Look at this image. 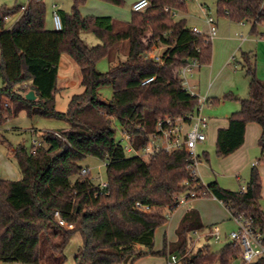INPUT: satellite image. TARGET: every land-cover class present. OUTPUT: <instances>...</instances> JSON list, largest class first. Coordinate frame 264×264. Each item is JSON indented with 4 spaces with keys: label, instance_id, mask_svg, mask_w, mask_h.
<instances>
[{
    "label": "trees",
    "instance_id": "16d2710c",
    "mask_svg": "<svg viewBox=\"0 0 264 264\" xmlns=\"http://www.w3.org/2000/svg\"><path fill=\"white\" fill-rule=\"evenodd\" d=\"M87 1L72 0L71 13L59 11V31L47 29L43 0H28L25 12L23 7L0 8V127L21 112L29 117L56 116L70 124L68 131L43 133L30 151L22 144L12 147L22 177L0 180V262L66 264V249L78 233L82 245L76 264H134L148 255L168 259L174 254L183 256L181 264H232L242 251L230 240L220 252L210 246L191 249L194 233L209 230L194 208L180 220L177 240L170 242L165 237L159 252L154 251L156 231L168 223L164 211L174 212L182 194L195 192L198 197L211 195L232 217L251 219L264 233L258 167L252 168L245 190L235 192L217 182L206 186L195 179L188 170L190 156L184 150L159 152L145 160L129 157L125 144L117 138L120 128L132 136L134 148L141 150L158 121L197 111L199 97L183 89L179 71L190 60L210 65L212 42L193 33L186 20L176 21L165 13V7L187 10L181 0H149L151 7L133 12L127 23L112 17L82 16L80 7ZM100 1L125 5V0ZM19 11L20 18L7 29L6 19ZM217 14L235 23L252 22V31L257 33L258 27L264 26V0H218ZM82 33L95 34L101 44L89 46ZM125 42L129 46L126 61L106 73L99 72L98 63ZM161 44L168 47L163 65L149 57ZM64 55L79 67L84 92L73 96L67 113L61 114L55 110V95L60 91ZM242 58L249 94L245 99L226 96L239 101L241 108L228 118V127L219 129L216 153L220 158L235 153L244 144L247 125L256 123L262 129L258 164H264V81L257 73L256 55L242 53ZM152 77L156 80L143 85ZM107 86L113 91L110 100L100 94ZM30 91L36 100L26 99ZM88 157L107 161L106 190L98 189L92 173L80 174ZM200 158L208 160L207 153ZM138 203L150 207L151 212L138 208ZM56 212L70 228L58 223ZM253 264H264V257Z\"/></svg>",
    "mask_w": 264,
    "mask_h": 264
},
{
    "label": "rangeland",
    "instance_id": "374dc122",
    "mask_svg": "<svg viewBox=\"0 0 264 264\" xmlns=\"http://www.w3.org/2000/svg\"><path fill=\"white\" fill-rule=\"evenodd\" d=\"M134 0H125L124 6H115L100 0H88L85 5L80 7L82 16H97V17H112L114 20L120 23L130 22L132 19V5ZM187 3V10L177 11V16L174 17L176 21L186 20L189 27L197 26L201 30L206 31L207 25L205 23V17L202 14L201 7L210 8V14L217 20H224V17H220L217 14V0H185ZM47 7V29H54L53 22V6L57 5L59 10L72 12L73 3L72 0H44ZM28 0H0V8L13 9L15 7L27 6ZM21 11L10 15L5 22L7 29H11L21 16ZM147 36H151L148 33ZM82 39L89 46H97L101 44V41L93 33H82ZM128 43H122L116 53L111 57L101 60L97 69L101 73H106L114 65L124 62L127 59ZM167 46L160 45V47H154L150 53L152 55L161 56L167 50ZM219 58L217 57V60ZM1 60V50H0ZM214 60V49L212 55V61ZM211 61V63H212ZM236 63H231L230 68L235 74L229 72H222L215 74V76L205 77L201 76L202 88L206 93L208 92L211 98L209 103L204 107L203 115L210 118L214 122L215 119H222L227 113H230L228 117L233 114L232 109L238 106L236 100L226 98L230 95L233 89L235 93H239L241 96L247 95L248 84L245 71L242 68L234 69ZM206 65H201L204 68ZM81 73L77 64L69 57L64 55L61 62V69L58 78V87L61 89L55 95V110L58 113L65 114L68 111L70 100L73 96L79 95L84 92V88L81 85ZM199 77L194 80H198ZM2 79L0 77V89L2 88ZM28 89V85L24 86ZM224 91V92H223ZM112 88L107 86L101 89L100 94L104 100H110L112 98ZM204 95H200L201 97ZM215 96V97H214ZM215 99L219 102L211 104ZM238 109V108H237ZM230 111V112H228ZM212 124V123H211ZM256 124V123H255ZM258 125V124H257ZM70 129L69 122L64 118L56 116L46 117L41 115H33L29 117L26 112H21L18 117L8 120L4 126L0 127V180H19L21 179V171L18 166V162L13 155L12 147H16L20 144L24 145L29 151L33 147V140L40 141V137L45 132L54 131H68ZM213 127L207 130L208 141L202 146L208 155V160L202 158L203 164L199 166V177L201 183L207 186L210 182H217L220 187L231 191H243L246 187L250 172L253 166H257L260 170L264 168V164L249 165L242 170L239 175L240 179H237L232 171H227L224 160L227 158H220L216 153V141L212 134ZM121 129H117V138L121 137ZM213 132V133H212ZM259 146V145H258ZM200 148V147H199ZM261 152V148H257ZM202 150V148L200 149ZM203 155V150L200 151ZM129 157L134 156L128 153ZM229 157V156H228ZM254 156H251V160ZM83 167H88L91 170L93 178L97 180L106 181V167L105 162L93 157H88L82 162ZM264 175V174H263ZM263 185H264V178ZM190 200L189 203L181 205L175 210L168 219V223L160 227L156 231L154 251L159 252L163 249L164 238L167 237L170 242L176 241L175 230L181 219L185 209L194 207L200 211L203 222L206 225H215L221 232V241L215 242L212 238L205 239L200 238L198 243V236L194 237V241L197 242L198 248H204L210 246L213 251L220 252L225 245L229 242L226 236L238 229L236 222L233 219L226 218V210L216 202L211 195H205L198 199ZM194 201L191 205L190 203ZM262 208H264V196L261 199ZM165 215H169L168 211H164ZM194 242V244H195ZM192 246V250H197V247ZM82 245V239L80 234H75L66 249L67 262L66 264H76L75 256ZM0 264H17L13 262H0ZM134 264H169L166 257L159 255H148ZM181 264V263H180ZM232 264H242V258L239 257Z\"/></svg>",
    "mask_w": 264,
    "mask_h": 264
},
{
    "label": "built area",
    "instance_id": "2783aa9c",
    "mask_svg": "<svg viewBox=\"0 0 264 264\" xmlns=\"http://www.w3.org/2000/svg\"><path fill=\"white\" fill-rule=\"evenodd\" d=\"M185 3V0H181ZM149 0H137L132 5L133 12H143L151 7ZM53 22L55 30H62V19L58 11L57 5L53 6ZM26 7L22 8V12H25ZM165 13L170 14L171 17L177 16V11L172 10L170 7L164 8ZM202 14L205 17V23L207 25V31L203 32L199 27H191L190 30L199 35H204L206 41H213L217 35V23L216 19L210 14V8L201 7ZM161 56H155L149 54V57L160 63L164 64V59ZM201 67L198 60L187 61L179 71L180 78L182 80L183 89L186 90L192 96L199 97V106L195 113L189 114L183 118L172 119L166 117L158 121L156 129L149 135L148 144L141 150H136L131 143L132 136L121 131V142L126 146L128 153L134 156L149 160L159 152L172 153L175 151L184 150L186 151L191 159V163L188 166V170L195 179L199 178V166L202 163L200 155L198 153V145L204 143L207 140V130L209 125V119L203 115L204 107L209 103V99L198 96L195 87L191 84V79L194 77L197 70ZM156 80V77L149 78L143 82V85H147ZM59 137H62L57 133ZM38 145L36 140H33V148ZM105 167L107 166V161ZM91 173L88 167H83L80 174L86 176ZM92 180L96 183L98 189L101 191L106 190L109 187V183L102 179L95 180L92 176ZM201 181V180H200ZM202 182V181H201ZM245 190V189H244ZM243 190V191H244ZM195 192H188L182 194L179 197V204L185 205L190 200L200 198ZM138 208H141L144 212H151V208L148 206H142L140 203L137 204ZM55 217L61 226L70 228L66 225L65 221L62 220L60 213L56 212ZM237 224L238 229L229 234L228 239L235 242L241 247V258L242 264H253L257 259L264 257V233L255 227L254 221L251 219H245L243 216L233 217ZM195 236H198V240L202 237L201 233L195 232ZM211 237L215 242L221 241V232L217 226H212L210 232L203 236ZM199 243V241H198ZM194 247H197L195 242ZM183 256L174 254L168 258L169 264H180ZM20 264V263H18Z\"/></svg>",
    "mask_w": 264,
    "mask_h": 264
},
{
    "label": "crops",
    "instance_id": "0c3cea01",
    "mask_svg": "<svg viewBox=\"0 0 264 264\" xmlns=\"http://www.w3.org/2000/svg\"><path fill=\"white\" fill-rule=\"evenodd\" d=\"M136 1L137 0H134L133 2H136ZM185 4L187 7L186 1H185ZM58 11H63V10L58 9ZM223 19L224 20H222V21L216 20L218 31H217L216 37L212 41L213 49H214V60L212 61V63L210 65H206L204 68L200 67L197 70V72L195 73L194 77L191 79V84L195 87L197 95L200 96L204 93V95L202 97H205L207 99L211 98V96L209 95L208 92L206 93L205 91H203L204 89L202 88V84H201L202 74L205 77L215 76V74L222 73V72H229L231 74H235L232 71V69L230 68V66H231V63L233 62V63H236L234 66V69H237L238 67L241 68V66H242L241 62L243 61L242 53H251V54L256 55L257 73H258L259 78L264 81V26H259L258 32L253 33V31H252L253 30V23L252 22L235 23V22H232L226 18H223ZM192 27H194V26H192ZM189 28H191V27H189ZM206 31H207V28H206ZM206 31H203V32H206ZM217 57L219 58L218 60H217ZM197 77H199V79L194 80ZM247 84H248V80H247ZM234 90H236V89H233L230 93V95L232 97H238L239 99H245L248 97V94H249V85H248L247 95L241 96L239 93H235ZM235 103L238 106L237 107L238 109L236 107L234 109H232V110H234L233 113L239 111L241 108V104L239 101L236 100ZM228 112H230V111H228ZM229 114L230 113H227L222 119H215L214 122L212 120H210V118H208L209 119L208 131H209V129H211L213 127L214 134H212V135L214 136L216 142H217V135H218L219 129L228 127V118H229L228 116H229ZM261 134H262V129L259 125L255 124V123H249L246 127L245 141H244L243 146L240 149H238L235 153H233L232 155H230L229 157H227L224 160L223 163L225 164L227 171H232L234 176L237 179H240L239 173L242 170H244V168L246 166H248L249 163L252 166L253 164L255 165L257 161L260 160L261 152L257 148L259 147L258 142H259V138H260ZM208 139L209 138H208V134H207V140L205 142H207ZM205 142L198 145L199 155L201 154L200 151L203 150L202 153L205 152L204 148L202 147L205 144ZM201 148H202V150H200ZM251 156H254V159L251 160ZM202 164H203V162L200 164V167ZM259 171L261 174V178H264V175H263L264 174V168H261ZM250 175H251V172H250ZM249 178H248V180H249ZM200 180H201V178H200ZM213 182H210V183H213ZM210 183H208L207 185H209ZM262 196H264L263 180H262ZM196 199H198V198H196ZM213 199L216 202H218L226 210V212H227V214L225 215L226 218L233 219L232 215L226 209V207H224V205L220 201H218L217 199H215V198H213ZM194 201H192L190 203V205ZM191 208H194V207H191ZM191 208L185 209L182 217ZM194 209L197 210L196 208H194ZM263 210H264V208H263ZM165 211H167V210H165ZM197 211L200 213L199 210H197ZM172 213L173 212H169V217L172 215ZM200 216L202 219L201 213H200ZM182 217H181V219H182ZM181 219H179V223H180ZM179 223H178V225H179ZM202 223L204 224V226H206L209 229L208 231L201 233L202 238H204L203 236L205 234H207L208 232H210V229L214 225H206L203 222V219H202ZM178 225H177V227H178ZM175 232H176V230H175ZM226 237L228 238L229 236H226ZM208 238H211V237H206L205 239H208ZM176 240H177V236H176ZM199 242H200V239H199ZM196 249L198 250L201 248H196Z\"/></svg>",
    "mask_w": 264,
    "mask_h": 264
},
{
    "label": "water",
    "instance_id": "95a60500",
    "mask_svg": "<svg viewBox=\"0 0 264 264\" xmlns=\"http://www.w3.org/2000/svg\"><path fill=\"white\" fill-rule=\"evenodd\" d=\"M26 99L28 101H34L36 100V95L34 93V91H30L27 95H26Z\"/></svg>",
    "mask_w": 264,
    "mask_h": 264
}]
</instances>
